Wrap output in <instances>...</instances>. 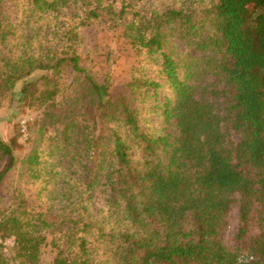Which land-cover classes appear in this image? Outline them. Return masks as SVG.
I'll return each instance as SVG.
<instances>
[{
  "label": "trees",
  "instance_id": "obj_1",
  "mask_svg": "<svg viewBox=\"0 0 264 264\" xmlns=\"http://www.w3.org/2000/svg\"><path fill=\"white\" fill-rule=\"evenodd\" d=\"M12 1L15 17L0 0V107H28L38 133L54 132L25 159L46 199L15 190L0 206V264H264V0ZM95 22L156 75L133 72L115 90L96 80L79 55ZM164 84L172 96L160 100ZM147 98L161 119L152 129ZM15 163L0 136V181ZM97 192L101 216L89 209ZM47 243L54 253L41 262Z\"/></svg>",
  "mask_w": 264,
  "mask_h": 264
},
{
  "label": "rangeland",
  "instance_id": "obj_2",
  "mask_svg": "<svg viewBox=\"0 0 264 264\" xmlns=\"http://www.w3.org/2000/svg\"><path fill=\"white\" fill-rule=\"evenodd\" d=\"M175 1V2H174ZM182 0H144L141 5V9H154L163 7L167 3H176L181 5ZM192 8L203 6L207 0H192ZM7 8L9 12L13 14L16 11V5L12 0H8ZM176 33V32H175ZM83 36L82 46L80 49L81 63L86 66L93 76L99 82L104 80L110 85V88L115 90L121 84L125 83L131 74L134 72L137 74L139 71L147 73L149 76H155L157 72V65L152 60H146L145 54L141 50H136L135 47L122 35L118 33L113 34L104 26L101 22H95L88 27L81 29ZM175 47V51H186L182 42L178 41L177 38H171L170 48ZM158 98L163 100V97L170 95L172 96V90L164 84L162 88L158 90ZM222 103V110L224 112V102ZM154 104L151 98H147L145 101L140 102V106L143 107L141 120L146 127L156 128L160 123V116L155 111H150V106ZM37 113L32 109L21 106L15 108L13 106H1L0 107V136L7 142H9L14 148V154L16 157V163L0 181V206L5 207L10 204L12 194L15 190H20L25 193L27 197L32 199H38V201H44L47 197L46 190L41 191L44 186V180H35L30 176L29 168L25 162L28 154L34 147L33 139H37V146L39 152L42 154L48 150L49 141L48 137L54 132V128H44L41 132L35 129L33 121ZM19 133L17 134V130ZM44 160L47 157L42 158ZM51 190L52 184H48L47 188ZM41 197V198H40ZM103 193L96 194L91 199L89 209L95 215L101 216L102 213V202ZM36 201V200H35ZM44 205V204H43ZM238 225V207L235 204L227 216V225L221 233V239L226 245L234 243V236ZM50 240H48L49 242ZM4 244L6 246L12 245V239H7ZM4 251L9 255L8 248ZM53 248L47 243L42 246L40 253V261L48 262L53 256Z\"/></svg>",
  "mask_w": 264,
  "mask_h": 264
}]
</instances>
